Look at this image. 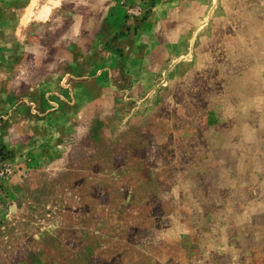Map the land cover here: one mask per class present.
<instances>
[{
  "label": "rangeland",
  "instance_id": "rangeland-1",
  "mask_svg": "<svg viewBox=\"0 0 264 264\" xmlns=\"http://www.w3.org/2000/svg\"><path fill=\"white\" fill-rule=\"evenodd\" d=\"M0 264H264V0H0Z\"/></svg>",
  "mask_w": 264,
  "mask_h": 264
},
{
  "label": "crops",
  "instance_id": "crops-1",
  "mask_svg": "<svg viewBox=\"0 0 264 264\" xmlns=\"http://www.w3.org/2000/svg\"><path fill=\"white\" fill-rule=\"evenodd\" d=\"M47 11H48V10H47ZM42 13H45V16H46V14H47L46 11H41V12H39V15L42 14ZM39 15H38V16H39Z\"/></svg>",
  "mask_w": 264,
  "mask_h": 264
}]
</instances>
